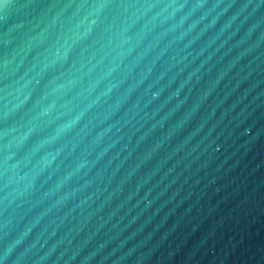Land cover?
<instances>
[{
  "label": "water",
  "instance_id": "1",
  "mask_svg": "<svg viewBox=\"0 0 264 264\" xmlns=\"http://www.w3.org/2000/svg\"><path fill=\"white\" fill-rule=\"evenodd\" d=\"M0 264H264V0L0 4Z\"/></svg>",
  "mask_w": 264,
  "mask_h": 264
},
{
  "label": "snow or ice",
  "instance_id": "2",
  "mask_svg": "<svg viewBox=\"0 0 264 264\" xmlns=\"http://www.w3.org/2000/svg\"><path fill=\"white\" fill-rule=\"evenodd\" d=\"M6 0H0V4H5Z\"/></svg>",
  "mask_w": 264,
  "mask_h": 264
}]
</instances>
